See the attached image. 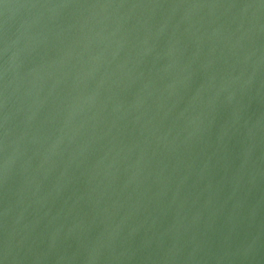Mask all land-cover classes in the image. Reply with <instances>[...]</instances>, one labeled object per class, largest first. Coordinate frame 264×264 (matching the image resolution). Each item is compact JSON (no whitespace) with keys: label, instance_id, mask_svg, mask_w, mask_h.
<instances>
[{"label":"water","instance_id":"1","mask_svg":"<svg viewBox=\"0 0 264 264\" xmlns=\"http://www.w3.org/2000/svg\"><path fill=\"white\" fill-rule=\"evenodd\" d=\"M0 264H264V0H0Z\"/></svg>","mask_w":264,"mask_h":264}]
</instances>
